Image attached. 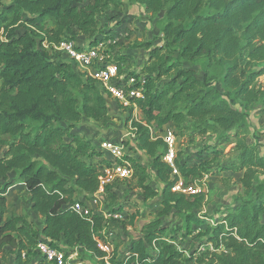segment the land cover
Segmentation results:
<instances>
[{
  "label": "trees",
  "instance_id": "obj_1",
  "mask_svg": "<svg viewBox=\"0 0 264 264\" xmlns=\"http://www.w3.org/2000/svg\"><path fill=\"white\" fill-rule=\"evenodd\" d=\"M130 1L158 18L162 44L152 47L147 42L133 47L149 50L150 59L141 70L144 92L137 100L142 120L132 123L134 140L128 150L143 152L151 160L164 188L156 219L140 227V237L129 244L123 259H117L115 247L108 262L186 264L194 259L197 264H264V156L259 151L264 144L258 136L253 137L254 142L247 141L250 132L246 123L247 110L257 103L264 110V84L257 81L264 76V65H259L264 63V0ZM84 2L10 0L3 7L2 13L9 15L10 21L0 37V182H5L0 183V264H8L10 257L15 264H29L38 255L35 245L40 240L64 251L66 257L79 250L105 264L107 255L97 242L105 240L104 226L113 219H105L103 212L92 208L88 216H80L69 206L79 199L84 205L93 199L102 174L99 167L110 163L104 158L92 163L104 152L71 129L83 118L101 126L112 121L104 94L111 96L55 47L80 38L83 43L75 47L80 50L110 39L113 34L103 33L99 17L109 9L118 10L122 3ZM101 46L98 51L104 65H116L118 74L139 76L121 68L127 56L106 59ZM63 56L67 60L59 59ZM200 61L205 62L202 78L187 67L200 65ZM212 66L222 69L221 82L213 81ZM118 106L131 115V107ZM167 125L173 127L175 137L193 130L197 136L216 134L218 142L232 145V162L212 169L208 164L189 167L180 162L176 152L174 163L186 184L204 173H241L242 188L255 193L253 199L228 210L221 222L206 226L207 238L199 245L211 244L212 250L204 249L199 256V250H194L186 257L184 247L173 241L177 232L184 230L183 236L188 237L191 225L202 223L191 211L203 205L204 194L187 196L171 191L172 169L162 159L167 145L162 137L153 136ZM125 160L131 176L107 183L103 196L115 201L112 186L116 181H128L134 182L143 201L155 198L158 194L147 182V169L124 153L120 161ZM11 172L24 184L32 213L42 219L39 231L7 205ZM171 211L183 217L182 225H163L160 217ZM135 214L130 215L131 225Z\"/></svg>",
  "mask_w": 264,
  "mask_h": 264
},
{
  "label": "rangeland",
  "instance_id": "obj_2",
  "mask_svg": "<svg viewBox=\"0 0 264 264\" xmlns=\"http://www.w3.org/2000/svg\"><path fill=\"white\" fill-rule=\"evenodd\" d=\"M93 0H85V4ZM121 6L118 10L109 9L99 17V26L105 35L111 32L113 36L105 41L100 42L101 53L107 57L111 55H125L127 61L124 62L122 69L125 72H133L138 74V77L144 76L141 74L143 67L149 63V50L145 48H133L136 44L149 42L152 47L160 46L162 44L160 28L161 24L158 18H152L144 11L142 5L133 3L130 0H119ZM10 3V0H0V37H2L3 27L10 21V16H6L2 12L3 7ZM3 16V17H2ZM100 38V36H99ZM83 41L79 38L75 44L80 45ZM104 52V54H103ZM59 58V57H58ZM63 60H67L62 58ZM205 62L200 61V65L187 66L195 70L196 75L203 77ZM259 65H264L260 63ZM210 72L214 82H221L223 71L217 66L210 67ZM209 72V73H210ZM258 84H264V76L257 79ZM106 104L109 114L114 118L108 124L101 126L90 118H83L74 128L72 133H76L89 140L92 145L99 150V145L102 141H111L120 143L124 146V153L142 164L148 172L147 182L157 192L155 198L143 201L136 189H134V182L116 181L111 188V192L115 194L116 200L113 201L103 194L98 195L97 200L93 203L91 200L86 204L95 212H103L109 215L112 209H120L119 216L114 220L107 221L103 229L105 240L109 244V252L106 261H109L113 254V249L117 247V259L121 260L127 255L128 246L134 240L140 237L139 229L142 225L149 221L156 219L161 206L160 194L164 188V184L160 183L156 176L155 170L151 166V160L145 156L143 152L135 150H128L132 145L133 131L132 123L142 120L141 113L133 117L126 110L121 109L116 100L106 96ZM237 108H240L237 106ZM248 117L246 123L248 124L250 135L247 139L249 143L254 142L253 137L258 136L259 142L264 144V110L259 108L257 103L254 108L247 110ZM133 119L130 121V118ZM165 128L173 127L167 125ZM164 130L154 132L153 136L162 137ZM152 134V131H151ZM232 145H224L218 142L216 134L208 133L204 136H197L193 130H190L186 136L176 137L175 151L179 154L180 162H186L189 167L202 165H209L210 169L216 164L220 166L231 163L232 155L229 153ZM127 148V150H126ZM132 149V148H130ZM260 154L264 156V147L259 148ZM2 151H0V155ZM101 157L96 156L92 159V163H98L102 158L109 160L105 153ZM111 162V160H110ZM109 162V163H110ZM110 166V165H109ZM108 166V167H109ZM99 167V171H103L107 167ZM110 169V168H109ZM108 169V171H109ZM203 173V172H201ZM241 173L221 172L216 174L204 173L200 178L193 182H188L187 185H194L200 188L201 193L204 194L203 205L199 209L191 211V213L201 219L202 223L192 224V233L185 237L184 230L177 232L173 241H176L180 248L185 249L186 257H188L194 250L196 256L204 249L212 250V245L207 246L199 244L207 238L205 234L206 226H215L223 220L228 210H233L242 201L253 199L254 191L246 192L241 184ZM172 180V178H170ZM184 182L187 180L183 179ZM9 182L12 186L7 191V205L16 216H24L28 222L32 223V227L39 231L42 227V219L35 216L30 208V202L27 193L24 189V184L14 172L9 174ZM185 182V183H186ZM4 184L5 182H0ZM1 185V184H0ZM77 196L76 199H79ZM137 213V214H135ZM135 214L136 218L133 224H129L130 215ZM6 218V215L3 217ZM163 225L175 227L183 224V217L177 215L174 211L160 217ZM193 239H197L192 242ZM100 242V241H99ZM192 243V244H191ZM9 249H6L8 252ZM79 252L78 258L82 264H99V260L85 254L83 251ZM195 256V257H196ZM194 257V255H193ZM194 257V258H195ZM8 264H15L13 257H10ZM29 264H43L38 255L30 259ZM186 264H197L194 259Z\"/></svg>",
  "mask_w": 264,
  "mask_h": 264
},
{
  "label": "built area",
  "instance_id": "obj_3",
  "mask_svg": "<svg viewBox=\"0 0 264 264\" xmlns=\"http://www.w3.org/2000/svg\"><path fill=\"white\" fill-rule=\"evenodd\" d=\"M74 42H61L55 50L64 52L69 58L73 59L82 71L88 76L98 81L104 91L111 96L122 108L131 107V115L133 117L140 115L137 107V100L143 98V77H135L134 75L118 74L117 66L114 64L102 63L103 59L99 56L100 45L97 47L75 49ZM164 143L167 145V151L163 156V161L172 169L171 178L174 183L171 187L172 192L182 193L187 196L196 195L201 192L200 188L194 185H187L177 170L174 160L176 157L175 142L176 137L171 128H165L162 136ZM100 149L109 157L110 166L104 168L99 176V189L91 200L96 202L98 195L104 193V186L115 178H129L132 170L128 161H120L124 154V146L120 143H114L109 140L102 141L99 145ZM110 168V169H109ZM109 169V171H108ZM81 199L74 201L69 208L80 216H88L90 207L82 204ZM118 214L105 215V219L117 218ZM105 238V237H104ZM106 239V238H105ZM100 241V242H99ZM97 246L100 250L108 255L109 244L104 240H99ZM35 251L43 264H82L77 260V253L73 252L67 257L64 251L53 247L47 241L40 240L35 245ZM24 257V253H22ZM104 258L105 264H110Z\"/></svg>",
  "mask_w": 264,
  "mask_h": 264
},
{
  "label": "crops",
  "instance_id": "obj_4",
  "mask_svg": "<svg viewBox=\"0 0 264 264\" xmlns=\"http://www.w3.org/2000/svg\"><path fill=\"white\" fill-rule=\"evenodd\" d=\"M59 245H61V246H62L63 244H62V243H59ZM62 247H64V245H63Z\"/></svg>",
  "mask_w": 264,
  "mask_h": 264
}]
</instances>
